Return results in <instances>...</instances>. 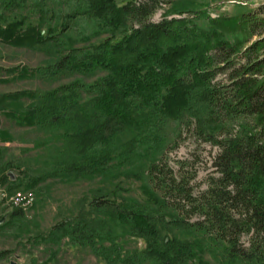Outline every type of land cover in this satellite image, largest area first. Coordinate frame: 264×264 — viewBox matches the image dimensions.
<instances>
[{
    "label": "trees",
    "instance_id": "16d2710c",
    "mask_svg": "<svg viewBox=\"0 0 264 264\" xmlns=\"http://www.w3.org/2000/svg\"><path fill=\"white\" fill-rule=\"evenodd\" d=\"M231 1L0 0L4 46L45 62L19 74L42 87L0 96V105L15 106L1 111L2 133L32 129L64 145L51 171L25 174L26 188L120 171L142 180L137 202L92 199L107 219L67 218L27 242H44L52 258L59 241L71 239L105 264H264V4ZM231 4L239 12L222 11ZM159 9L162 19L152 20ZM81 19L94 30L74 37ZM172 122L180 127L173 136ZM185 129L220 149L218 175L198 194L196 172L181 164L176 173L167 161ZM142 154L150 158L139 178ZM122 236L142 237L146 247L123 253ZM8 257L0 252V261Z\"/></svg>",
    "mask_w": 264,
    "mask_h": 264
},
{
    "label": "rangeland",
    "instance_id": "374dc122",
    "mask_svg": "<svg viewBox=\"0 0 264 264\" xmlns=\"http://www.w3.org/2000/svg\"><path fill=\"white\" fill-rule=\"evenodd\" d=\"M236 0H232L234 2ZM242 3H249L251 8L264 4V0H237ZM122 5L128 0H117ZM237 5H226L223 12H239ZM0 8V14L2 13ZM163 9H159L152 20L159 21L163 17ZM219 11L215 9L213 15ZM21 13H13L10 19L20 18ZM0 17V24H2ZM94 23L81 19L76 25L74 37L82 34H89L94 30ZM44 56L35 54L25 48L5 47L0 40V96L42 87L43 85L33 79H25L19 74L21 70L28 67H36L44 64ZM16 70L9 74L8 70ZM13 105L5 103L0 105L2 110L12 109ZM3 116L0 115V218L7 216L10 220V227L0 230V252L6 250L9 257L0 261V264H11L12 261L20 264H105L104 259L83 252L81 246L71 239H61L56 247V257H49L45 254L47 248L45 243L33 240V244L27 242L39 234H47L54 225L74 217L85 218L86 221L93 218L107 219V215L94 211L90 202L96 195L104 194V198L117 199L119 202H137L141 200L143 193L140 189L142 180L120 171L115 179L109 174L103 179H90L86 177L71 176L67 178L48 179L40 187L35 189L26 188L24 181L25 174L31 176L42 175L51 171L58 163V156L62 142L55 137L37 134L32 129H10L8 135L2 133ZM178 123L172 122L169 126L173 135H176L180 127ZM133 133L126 134V139H133ZM61 149V150H60ZM143 150H141L142 152ZM220 149L202 138L195 135L193 130L185 129L179 139V145L167 150V161L171 168L177 173L184 166L183 172H196V178L191 185L196 194L206 190L212 176H217L214 161ZM146 153V152H145ZM150 155H138L135 160L137 176H142L147 170ZM183 162V163H180ZM12 173L14 179L20 181L12 183L5 176ZM110 194V195H109ZM22 208L24 216L12 219L10 213ZM195 219V218H194ZM170 236L178 234L182 239L191 238V234H183L169 229ZM250 235H245L242 240L249 243ZM26 241V242H25ZM110 244V242H108ZM119 249L125 252L142 250L146 247V241L142 237L132 236L117 239Z\"/></svg>",
    "mask_w": 264,
    "mask_h": 264
},
{
    "label": "water",
    "instance_id": "95a60500",
    "mask_svg": "<svg viewBox=\"0 0 264 264\" xmlns=\"http://www.w3.org/2000/svg\"><path fill=\"white\" fill-rule=\"evenodd\" d=\"M11 174H12V173H11ZM12 178L14 179L13 174H12ZM0 201H1V200H0ZM6 219H7V216H2V217L0 218V225L4 224V223L6 222ZM11 264H20V263L15 262V261H12Z\"/></svg>",
    "mask_w": 264,
    "mask_h": 264
}]
</instances>
